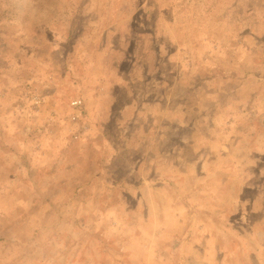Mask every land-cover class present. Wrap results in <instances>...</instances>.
<instances>
[{
	"label": "rangeland",
	"instance_id": "rangeland-1",
	"mask_svg": "<svg viewBox=\"0 0 264 264\" xmlns=\"http://www.w3.org/2000/svg\"><path fill=\"white\" fill-rule=\"evenodd\" d=\"M0 264H264V0H0Z\"/></svg>",
	"mask_w": 264,
	"mask_h": 264
},
{
	"label": "built area",
	"instance_id": "built-area-1",
	"mask_svg": "<svg viewBox=\"0 0 264 264\" xmlns=\"http://www.w3.org/2000/svg\"><path fill=\"white\" fill-rule=\"evenodd\" d=\"M82 105L83 104H82L81 99L77 98L71 101L70 103L71 113L69 115L71 121L74 122L83 116L84 111H83ZM73 135L76 136V133H74Z\"/></svg>",
	"mask_w": 264,
	"mask_h": 264
}]
</instances>
